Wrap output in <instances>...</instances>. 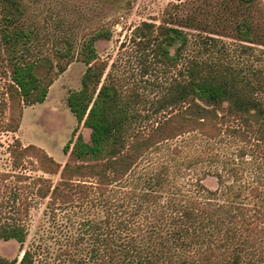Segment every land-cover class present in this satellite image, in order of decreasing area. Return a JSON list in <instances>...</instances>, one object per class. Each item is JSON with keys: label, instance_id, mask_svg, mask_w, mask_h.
<instances>
[{"label": "trees", "instance_id": "obj_1", "mask_svg": "<svg viewBox=\"0 0 264 264\" xmlns=\"http://www.w3.org/2000/svg\"><path fill=\"white\" fill-rule=\"evenodd\" d=\"M233 1L237 6L254 2ZM25 9L21 0H0L8 110L3 131H17L24 106L43 102L70 62L86 65L81 86L70 90L66 101L77 122L90 130L89 141L74 128L63 146L68 154L63 164L33 144L16 140L9 147L15 167L31 158L37 170L58 175L55 183L36 178V196L47 199L54 223L70 222L72 228L59 244L57 264H264V164L256 183L247 180L254 171L243 164L208 168L202 177L196 164H154L144 170L138 164L162 142L195 132L208 138L226 133L264 146V73L249 76L230 65L194 59L157 100L152 113L160 116L139 126L131 100L112 78L103 77L108 62L99 57L95 42L110 36L109 30L83 40L76 55L68 39L33 51L38 33L23 26ZM237 29L249 38L246 19ZM133 41L175 67L188 36L163 18L159 24L136 25ZM207 175L216 177L214 189L202 183ZM27 234L18 220L0 223V239L22 244ZM37 260L38 250L31 247L19 259L0 256V264Z\"/></svg>", "mask_w": 264, "mask_h": 264}, {"label": "rangeland", "instance_id": "obj_2", "mask_svg": "<svg viewBox=\"0 0 264 264\" xmlns=\"http://www.w3.org/2000/svg\"><path fill=\"white\" fill-rule=\"evenodd\" d=\"M21 1L26 8L23 26L38 33L33 51L49 50L68 39L76 55L83 40L100 29L109 30L110 36L99 37L95 42L99 57L108 62L103 77L112 78L124 97L131 100L139 114V126L160 116L152 113L157 100L166 94L179 70L194 59L230 65L249 76L252 71L264 73V0H254L248 6H237L233 0ZM163 18L181 27L188 36L183 56L175 67L158 62L150 48L133 41L136 25L142 21L159 24ZM243 19L250 23L249 38L242 37L237 29ZM1 27L0 15V223L18 220L25 224L28 234L22 244L14 239H0V256L19 259L24 249L31 247L38 250L40 260L36 264H57L59 244L65 230L72 228L70 222L59 227L54 223L47 199L36 196V178L45 176L55 183L58 175L37 170L31 158L15 167L9 147L16 140L24 146L33 144L63 164L68 157L63 146L72 138L74 128L89 141L90 130L77 122L66 101L69 91L81 86L86 65L78 60L70 62L53 80L43 102L24 106L17 131H3L1 126L7 121L8 110L3 94L6 75ZM206 36L212 39L204 42ZM260 96L264 101V95ZM179 163L196 164L200 177L207 174L208 168H220L221 164H243L249 172L254 171L247 180L256 183L262 177L264 146L226 133L208 138L195 132L162 142L138 164L144 170L154 164ZM201 181L211 189L217 186L214 175L204 176ZM59 216L58 221L65 223V217Z\"/></svg>", "mask_w": 264, "mask_h": 264}]
</instances>
